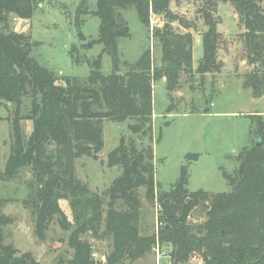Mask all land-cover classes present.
<instances>
[{"label": "trees", "instance_id": "obj_1", "mask_svg": "<svg viewBox=\"0 0 264 264\" xmlns=\"http://www.w3.org/2000/svg\"><path fill=\"white\" fill-rule=\"evenodd\" d=\"M206 1L214 5L212 0ZM231 1L244 22L246 42L255 61L264 54V0ZM95 2L92 14L101 22L96 43L103 50L93 61H82L77 49L76 55L70 51L73 62L86 63L90 74L86 79L64 77V84H58L59 76L31 56L33 45L28 37L10 27L12 16L32 19L35 0H0V107H15L10 155L0 179L10 182L25 169L33 172L34 180L28 184L29 195L23 203L31 210L37 237L45 240L55 220L64 231L73 228L69 240L74 250L71 264H95L93 246L81 238L84 234L112 241L108 264H132L143 259L156 247L157 238L171 245V258L176 264H185L195 255L204 264H264V145L244 148L237 157L235 175L223 173L232 188L230 193L189 191L188 165L198 158L193 154L186 156L188 165L182 167L171 190L158 192L154 148L142 146L153 127V82L165 79L166 90L172 93L181 73L192 72L193 60V36L177 34L171 26L176 19L170 9L172 0ZM131 9L149 34L152 14L165 16L168 22L151 31L161 45L162 65H153L148 49L123 73L119 40L130 37L124 14ZM88 14L87 0H81L77 22ZM204 20L208 30L202 38L203 57L196 70L201 75L219 71L221 65V34L210 9L204 12ZM104 55L112 60L108 75L102 72ZM26 98L31 101V109L24 116ZM24 120L33 125L27 137ZM106 121H132L129 129L138 136L141 146L134 139H122L109 153L108 166L119 167L122 173L103 196L92 193L77 177L76 161L85 156L98 158L104 148ZM252 122L264 142L261 119L253 115ZM141 189H145L150 203L159 205L158 237L140 232ZM61 200L69 202L72 222L60 207ZM5 204L0 196V264H37L31 253L18 256L12 245L5 244L4 229L13 221L2 213ZM201 205H205L207 221L195 224L190 218Z\"/></svg>", "mask_w": 264, "mask_h": 264}, {"label": "rangeland", "instance_id": "obj_2", "mask_svg": "<svg viewBox=\"0 0 264 264\" xmlns=\"http://www.w3.org/2000/svg\"><path fill=\"white\" fill-rule=\"evenodd\" d=\"M212 2L214 5L211 6L206 0H172L170 4L176 18L171 22L173 31L193 36V60L192 72L181 73L179 84L172 93L167 92L165 79L153 82V127L152 132L143 139L142 146L154 148L158 192L171 190L180 178L182 167L188 165L186 156L193 154L198 158L188 165L189 191H204L208 195L230 193L232 188L223 173L235 175L240 152L244 148L254 147L261 139L252 116H259L264 125V54L253 61L245 38L246 27L232 1ZM80 3L81 0H35L36 9L32 19L12 16L10 20L11 29L27 36L33 45L31 56L59 76L58 84H64V77L86 79L90 74L86 63L77 65L73 62L70 51L76 55L74 49H77L82 61H93L103 50V46L96 43L101 23L92 14L96 10V2L87 0L89 14L80 17L77 22L76 13ZM262 5L264 7V3ZM209 9L221 34L218 49V62L221 65L219 71L201 75L196 70L203 57L202 38L208 30L204 12ZM124 17L130 37L119 40L122 72L128 71L129 66L148 49L152 53L153 65L161 66V45L152 37L151 31L162 28L168 22L167 18L152 14L149 34L135 10H128ZM112 68L111 58L104 55L103 74H110ZM30 109L31 101L26 98L22 114L28 115ZM14 113L13 106L4 104L0 107V173L4 172L10 155ZM132 123L106 121L104 148L98 158L85 156L76 161V175L92 193L104 196L121 175V168L108 166V155L120 145L122 139L126 142L134 139L141 146L138 136L129 129ZM22 126L24 135L29 136L33 130L32 122L24 120ZM263 145L261 139V147ZM33 180L30 169L22 171L13 181L3 182L0 179V196L6 200L2 213L13 220L4 229L5 244L12 245L18 251V256L31 253L37 264H71L74 250L69 240L73 228L64 231L55 220L45 240H40L35 233L31 210L23 203L29 195L28 184ZM140 197V232L155 237L160 229L159 205L147 200L145 189L140 190ZM204 206H199L193 212L190 220L195 224L207 221ZM60 207L72 222L69 202L62 200ZM81 238L92 244L95 264H108L107 256L112 252L110 239H97L90 234H84ZM158 244L159 249L156 246L143 259L132 264H176L171 258V245ZM185 264L204 262L195 255Z\"/></svg>", "mask_w": 264, "mask_h": 264}, {"label": "water", "instance_id": "obj_3", "mask_svg": "<svg viewBox=\"0 0 264 264\" xmlns=\"http://www.w3.org/2000/svg\"><path fill=\"white\" fill-rule=\"evenodd\" d=\"M207 111H206V113H207ZM256 146L259 147V148L261 147V141H260V139H258V142H257Z\"/></svg>", "mask_w": 264, "mask_h": 264}, {"label": "built area", "instance_id": "obj_4", "mask_svg": "<svg viewBox=\"0 0 264 264\" xmlns=\"http://www.w3.org/2000/svg\"><path fill=\"white\" fill-rule=\"evenodd\" d=\"M157 237H158V235H157ZM158 243H159V240H158V238H157V244H156V246H157V249H159V247H158V246H159V244H158Z\"/></svg>", "mask_w": 264, "mask_h": 264}, {"label": "crops", "instance_id": "obj_5", "mask_svg": "<svg viewBox=\"0 0 264 264\" xmlns=\"http://www.w3.org/2000/svg\"><path fill=\"white\" fill-rule=\"evenodd\" d=\"M61 201H62V200H61ZM61 201H60V202H61Z\"/></svg>", "mask_w": 264, "mask_h": 264}]
</instances>
